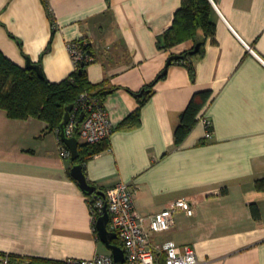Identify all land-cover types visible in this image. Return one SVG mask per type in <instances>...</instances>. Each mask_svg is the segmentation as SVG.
<instances>
[{
	"label": "crops",
	"instance_id": "0c3cea01",
	"mask_svg": "<svg viewBox=\"0 0 264 264\" xmlns=\"http://www.w3.org/2000/svg\"><path fill=\"white\" fill-rule=\"evenodd\" d=\"M213 4L217 32L195 77L172 64L142 105L134 93L195 45L160 46L182 0H0V49L60 82L75 69L70 42L87 39L95 55L87 75L95 92L112 89L102 101L115 126L109 146L84 164L89 182L101 191L130 184L144 216L189 198L194 214L177 212L154 240L194 245L200 264H264V191L255 185L264 178V0ZM202 90L213 92L199 115L211 119L213 137L199 119L176 145L181 113ZM139 107L140 123L124 125ZM72 166L45 121L0 108V253L65 262L111 253Z\"/></svg>",
	"mask_w": 264,
	"mask_h": 264
},
{
	"label": "trees",
	"instance_id": "16d2710c",
	"mask_svg": "<svg viewBox=\"0 0 264 264\" xmlns=\"http://www.w3.org/2000/svg\"><path fill=\"white\" fill-rule=\"evenodd\" d=\"M214 14L213 0H182L181 7L175 12L172 26L160 37V46L165 48L173 47L188 40H193L195 44L202 43L198 51L192 52L195 48L194 45L192 49L179 54V58L172 62V64H185L193 78L196 73V61L204 54L207 40L209 38L214 40L216 36L217 24L214 20ZM83 48L86 54L91 53L94 56V60H83L70 76L60 82L50 81L44 73L41 76L34 68L29 69L18 65L0 49V108L4 109L11 118H39L45 121L48 124V129L55 131L59 137L60 126L64 121L67 106L72 104L76 106L81 94L84 92L91 98L102 100L106 94L112 91V89L94 91L100 85L90 82L86 68L95 61V55L90 42L85 44ZM34 64L41 66L40 62ZM163 77L165 75L160 73L152 83L143 88L150 89L147 96H138L143 89L138 93H134L140 99L141 105L152 94L157 81ZM212 94V90H202L194 93L187 107L181 113L180 123L175 129L176 145H181L186 140L200 119L201 111L212 99ZM140 109L141 107L130 114L124 125L131 127L139 124ZM82 113L84 112L81 109L78 112L79 124L83 122ZM107 146H109V140L96 144L79 143L80 155L75 163L84 165L91 156L103 151ZM255 185L258 190L264 191V178L256 180ZM252 209L254 215L259 217L258 206L254 204ZM115 242L123 246L119 239ZM3 254L0 253V256ZM10 260L12 264H71L41 257L23 259L20 256L11 254Z\"/></svg>",
	"mask_w": 264,
	"mask_h": 264
},
{
	"label": "built area",
	"instance_id": "2783aa9c",
	"mask_svg": "<svg viewBox=\"0 0 264 264\" xmlns=\"http://www.w3.org/2000/svg\"><path fill=\"white\" fill-rule=\"evenodd\" d=\"M87 39L70 42L69 49L78 68L83 60L92 61L94 56L85 53L84 45ZM83 110L85 117L78 123V112ZM201 122L205 125V138L213 137L212 121L202 115ZM115 130L110 113L102 100L91 98L86 92L82 93L78 104L71 112V119L66 126L69 137L76 136L85 143L96 144L109 140ZM61 133V129H60ZM60 140V153L66 159H71L72 152ZM102 195L94 192L89 195L94 220L104 214L107 206L110 213L109 230L116 232L125 251L124 264H200L196 248L192 244L179 246L174 241L158 242L154 240L156 233L171 229L176 222L175 215L185 211L194 214V207L189 198L182 197L171 201L162 211L144 216L137 209L136 193L130 184L118 182L104 191ZM71 264H115L112 253L97 255L92 260H70ZM0 264H12L10 254L0 256Z\"/></svg>",
	"mask_w": 264,
	"mask_h": 264
},
{
	"label": "water",
	"instance_id": "95a60500",
	"mask_svg": "<svg viewBox=\"0 0 264 264\" xmlns=\"http://www.w3.org/2000/svg\"><path fill=\"white\" fill-rule=\"evenodd\" d=\"M202 43L198 42L195 44V48L192 51L193 53L198 51L201 47ZM179 58L178 54H173L170 56V58L168 59L166 68L161 72V75H166L168 72V68L169 66L172 64V62L176 59ZM27 68L29 69H36L38 74L43 76V70L42 67L38 64H34L30 59L28 60L27 63ZM150 89H143L138 96L139 97H145L149 94ZM74 105H69L66 108V114H65V118L64 121L62 122L60 128H61V133H60V137L62 139V141L69 147V149L72 152V157L71 160L73 162V166L71 169V174L74 178H76V180L79 182L80 187L83 189V191L92 194L94 192H98L102 195L105 194L104 191L101 190H97V187L95 185H93L92 183L89 182L85 171H84V165L81 163H75V161L77 160V158L80 155V151H79V138L76 136H72L69 137L66 133V126L69 123L70 119H71V112L73 110ZM82 118L85 117V113H82L81 115ZM110 219V213L108 211L107 206L104 208V214L101 215L98 220H97V230L99 232V236L102 240V242H104L107 246V248L111 251V253L114 256V260L116 264H124L125 263V251L123 246L117 244L116 242H114L115 240H117L118 235L116 232H113L111 230H109L108 228V222Z\"/></svg>",
	"mask_w": 264,
	"mask_h": 264
}]
</instances>
